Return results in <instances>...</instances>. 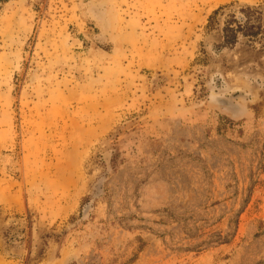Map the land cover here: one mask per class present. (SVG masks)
<instances>
[{
	"label": "rangeland",
	"instance_id": "1",
	"mask_svg": "<svg viewBox=\"0 0 264 264\" xmlns=\"http://www.w3.org/2000/svg\"><path fill=\"white\" fill-rule=\"evenodd\" d=\"M241 6L264 0H0V264H264Z\"/></svg>",
	"mask_w": 264,
	"mask_h": 264
},
{
	"label": "trees",
	"instance_id": "2",
	"mask_svg": "<svg viewBox=\"0 0 264 264\" xmlns=\"http://www.w3.org/2000/svg\"><path fill=\"white\" fill-rule=\"evenodd\" d=\"M239 12L242 19L230 17L222 29L226 43H234L238 33L243 36L253 37L262 29L264 10L261 7L241 6L239 7ZM216 13L217 11H214L213 15L210 16V23Z\"/></svg>",
	"mask_w": 264,
	"mask_h": 264
}]
</instances>
